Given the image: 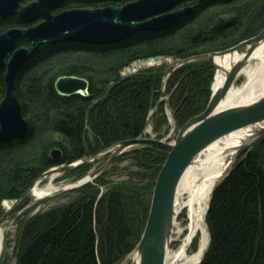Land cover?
<instances>
[{"label":"trees","instance_id":"trees-1","mask_svg":"<svg viewBox=\"0 0 264 264\" xmlns=\"http://www.w3.org/2000/svg\"><path fill=\"white\" fill-rule=\"evenodd\" d=\"M78 2L102 5L98 0ZM185 4L192 12L162 32H139L104 46L64 42L36 51L15 83L29 133L22 140L0 142V220L6 213L2 202L23 199L52 168L95 157L142 136L150 121L160 139L169 125L167 108L178 128L205 111L216 73L208 59L125 72L141 61L185 62L259 35L264 30V0ZM33 24L12 16L0 20V35ZM69 76L86 79L88 95H60L55 84ZM6 90L2 71L0 103ZM54 150L61 151L60 159L52 157ZM127 158L132 174L127 180L110 181L116 165ZM166 159L157 148H135L92 182L64 193L59 203L20 221L15 264H119L139 243ZM92 166L84 162L67 170L64 178L77 182ZM206 222L211 241L201 264H264V140L244 153L217 185Z\"/></svg>","mask_w":264,"mask_h":264},{"label":"water","instance_id":"water-1","mask_svg":"<svg viewBox=\"0 0 264 264\" xmlns=\"http://www.w3.org/2000/svg\"><path fill=\"white\" fill-rule=\"evenodd\" d=\"M64 1L66 0H37L23 4L24 0H0V20L19 16L24 22L33 23L38 19H44L29 28H12L0 35V72L5 71L7 84L5 97L0 103V142L22 140L29 133L30 126L23 116L22 105L16 95L15 83L19 72L41 46L64 42H79L94 46L114 44L139 32L165 31L182 16L192 12L190 6L171 12L185 0H137L123 7L74 9L54 15L52 11ZM263 40L264 30L259 35L245 40L233 48L179 63L181 65L205 58L217 69L216 55H225L235 51L244 53V57L231 68L220 90L214 91L212 84V96L207 108L184 124L173 143L138 137L116 145L115 154H122L132 147L146 146L157 148L167 154V159L159 172L152 194L147 223L136 248L140 255L139 264H166L167 251L171 245L169 233L173 228L175 218L177 190L183 175L195 157L209 145L230 133L264 123V96L248 105L217 110ZM23 44H27V46H23ZM55 87L62 96L77 94L86 96L89 92V82L77 76L61 77L57 80ZM262 140H264V126L260 128L258 135L249 144L238 150L236 158L238 159L242 153L249 151ZM52 157L56 160L60 159L61 151L54 150ZM84 162L79 161L74 165L53 171L65 172ZM234 165L224 178L230 174ZM56 173L58 172L50 170L43 177L48 175L55 177ZM97 175L98 173H95L81 179L64 187L58 193L80 187L95 179ZM33 188L6 212L0 220V226L21 215L34 202ZM210 203L211 200L207 213ZM206 227L209 241L199 264L202 263L211 241L208 225ZM0 264H2L1 255Z\"/></svg>","mask_w":264,"mask_h":264},{"label":"bare ground","instance_id":"bare-ground-1","mask_svg":"<svg viewBox=\"0 0 264 264\" xmlns=\"http://www.w3.org/2000/svg\"><path fill=\"white\" fill-rule=\"evenodd\" d=\"M243 57L244 53L236 51L215 56L217 72L213 82L214 91H218L223 87L231 68ZM251 60L257 61L253 67L249 66ZM242 74L247 77L248 81L241 88L236 89L233 86L217 110L248 105L264 96V40L259 43L257 49L239 75ZM263 126L264 123L230 133L209 145L195 157L180 181L175 201V218L173 222L174 226L179 211L184 206L190 207V217L192 220L191 233L179 251L174 254L167 251L166 264H199L208 245V231L203 229L204 238L196 252L188 255L187 248L201 228L202 222L205 224V227L207 226L205 216L213 190L217 182L231 169L238 150L242 146L249 144L258 135L260 128ZM53 179L54 176L45 186L35 185L32 190L34 201L54 196L63 189V186L55 185ZM183 194H188L189 196L186 203H180L179 201ZM6 227V224L0 226V255L3 250ZM172 233L173 228L170 229L169 233L170 242ZM134 260L136 264H139L140 255L138 251L134 254Z\"/></svg>","mask_w":264,"mask_h":264},{"label":"rangeland","instance_id":"rangeland-1","mask_svg":"<svg viewBox=\"0 0 264 264\" xmlns=\"http://www.w3.org/2000/svg\"><path fill=\"white\" fill-rule=\"evenodd\" d=\"M256 63H257L256 60H251L249 62V66L253 67L256 65ZM161 65H168V68H173V67L176 68V67L180 66V64L178 62H175L171 59H150L147 61H141V62L136 63L133 66V68L128 69L125 73H126V75H129V74L137 72L140 69L153 68V67H158ZM216 71H217V69H216ZM215 75H216V73H215ZM247 81H248V79L245 75H243V74L239 75L233 86L236 89L241 88ZM212 84H213V82H212ZM163 99L168 100V97L165 96V97H163ZM153 113H154V111L151 112V115ZM166 113H167V116L169 117L168 118L169 119V125L163 129L164 135L160 139H158L156 137V133H154V131H153L152 121H150L148 127L146 128V130L144 132V135L139 136V137L158 139V140H162V141H165L168 143H173L178 136L179 129H181V128L177 127V125H176V123L172 117V112L169 108L166 109ZM116 148H117V146H114L111 149H109L107 152L99 154L95 157L80 160V161H85V162L91 163L93 165L90 172L84 178L89 177L95 173H98L97 177H99L102 173H104V171L107 168H110L113 165L114 161L118 157L125 154L126 152H129V151H131L135 148H139V147L129 148L128 150H126L122 154H115L114 152L117 150ZM244 153H246V152H244ZM244 153H242L238 159L236 158L237 160L235 159L234 162L236 163L244 155ZM77 162H79V161H77ZM77 162H75L71 165H74ZM235 163H233V165ZM71 165H69V166H71ZM116 166H117V170L115 172L113 171L112 175L109 176V179L112 182H115L118 179H124V180L126 179L127 180L128 177L134 171V168L132 169V164L128 158L124 159L123 162H121L120 164H117ZM63 167H67V166H59V167L52 168L51 170H52V172H58L55 174V177L53 179L54 184L57 186H63V188H64L68 185L76 183V181L75 180L73 181V179L69 178V177L64 178V174L66 171L65 172L53 171V170L61 169ZM72 168H74V167H72ZM52 177H53V175H48L47 177H43L42 179H40L37 182V184H39L41 187L45 186L49 183V181L51 180ZM223 179H224V177L221 178L217 182L216 186ZM92 181H90V182H92ZM68 191L69 190L58 193V194L51 196V197L42 198L40 200L34 201L21 215H19L18 217L14 218V219L10 220L8 223H6L7 227H6L5 235H4L3 250L1 253V262L5 261V262H7V264H15L14 251H15V243H16V235L18 232V226H19V224H21L20 221L27 220L28 218L36 215L38 212L59 203L60 201L63 200L60 197L63 196L64 193H66ZM188 199H189L188 194H183L180 197L179 201H180V203H186L188 201ZM17 202L18 201L5 200L2 202L3 209L5 210V212H7L11 208H13V206ZM190 214H191L190 213V207H188V206H184L179 211V215L177 216L176 223L173 226V233L171 236V245L169 247V252L171 254H174L177 251H179V249L184 245L186 239L188 238L189 234L191 233L192 220H191ZM18 218L21 220L18 221ZM205 220H206V216H205ZM203 229H205V231H206L207 227H205V224L202 222L201 228L199 229L195 238L193 239V241L191 242V244L187 248V254L188 255H192L194 252H196L198 250V248L201 244V241L204 238V230ZM137 246H138V244H137ZM137 246H136V248H137ZM136 248L129 255H127L123 260H121L119 262V264H136V262L134 260V254L136 252Z\"/></svg>","mask_w":264,"mask_h":264},{"label":"flooded vegetation","instance_id":"flooded-vegetation-1","mask_svg":"<svg viewBox=\"0 0 264 264\" xmlns=\"http://www.w3.org/2000/svg\"><path fill=\"white\" fill-rule=\"evenodd\" d=\"M34 1H37V0H32L31 2H34ZM78 1L89 3V2H93V1L95 2L96 0H66L59 7L55 8L52 11V13L54 15H59V14L65 12V11L74 10V9H103V8H107L109 6L123 7L126 4L136 2L137 0H98V2H101L102 5L101 6H97V7H93V6H78L77 4H80ZM31 2H29V3H31ZM75 2H77L76 5H72ZM185 2H186V0L180 2L174 9L171 10V12H173L175 10H178V9H181V8H184V7H189V5L185 4ZM29 3H25V0L23 2V4H29ZM42 21H44V19H42V18L38 19L37 21L33 22L34 23L33 25L39 24ZM18 28H21V27H18ZM27 28H29V27H27Z\"/></svg>","mask_w":264,"mask_h":264}]
</instances>
